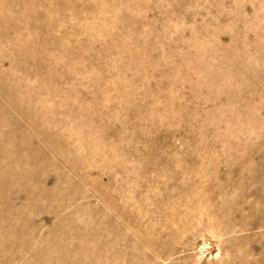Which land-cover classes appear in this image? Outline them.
<instances>
[{
	"label": "rangeland",
	"instance_id": "obj_1",
	"mask_svg": "<svg viewBox=\"0 0 264 264\" xmlns=\"http://www.w3.org/2000/svg\"><path fill=\"white\" fill-rule=\"evenodd\" d=\"M0 264H264V0H0Z\"/></svg>",
	"mask_w": 264,
	"mask_h": 264
}]
</instances>
